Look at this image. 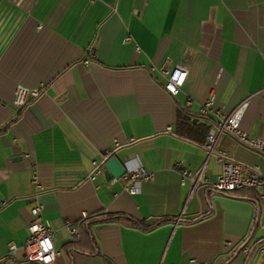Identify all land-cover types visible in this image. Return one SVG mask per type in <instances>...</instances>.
<instances>
[{
  "label": "crops",
  "instance_id": "crops-1",
  "mask_svg": "<svg viewBox=\"0 0 264 264\" xmlns=\"http://www.w3.org/2000/svg\"><path fill=\"white\" fill-rule=\"evenodd\" d=\"M166 59L187 70L175 95L163 88ZM16 85L43 90L16 108ZM242 104L240 127L264 138V0H0V264H27L35 203L54 231L51 264H264L256 191L199 185L186 202L173 168L195 171L206 157L176 133L178 112L209 129ZM218 145L264 177V155L229 136ZM110 156L153 178L133 194L104 165L91 179ZM220 169L210 156L206 177Z\"/></svg>",
  "mask_w": 264,
  "mask_h": 264
},
{
  "label": "built area",
  "instance_id": "built-area-1",
  "mask_svg": "<svg viewBox=\"0 0 264 264\" xmlns=\"http://www.w3.org/2000/svg\"><path fill=\"white\" fill-rule=\"evenodd\" d=\"M124 41L130 42L131 37L125 36ZM138 49V46H135ZM87 63L88 60L83 61ZM169 60L166 59L163 66L160 68V73L165 77L163 84L164 90L170 94L175 95L180 90L186 79L187 70L181 65L174 66L171 70L168 67ZM43 90L42 86L25 87L16 85L13 93L12 104L16 108L22 107L28 96L36 97ZM213 94L211 93L206 104L200 108L201 114H206L208 106L212 104ZM242 106H239L227 115H221L213 122L205 136L201 147L204 149L206 157L205 161L195 171H191L176 162L173 166L174 170L179 174L180 184L187 187L186 202L189 200L194 189L199 185H206L210 189L221 193H227L239 189H252L257 193V200L264 202V177L260 174L258 167L253 166L246 168L242 163L233 160L228 156L225 150L219 147L218 143L221 137L229 136L239 144H242L252 150L264 155V138L252 137L248 135L240 127V118ZM169 129V127H168ZM110 154V151L106 152ZM210 156H214L216 161L220 164V172L213 180H209L205 175V164ZM103 170V164H94L89 177L93 179ZM153 178L152 172H144L139 168H131L121 177L125 182V189L129 193H135L136 184L142 180H151ZM116 179V178H115ZM32 182L37 189H41L40 184L37 183L35 172L32 174ZM32 220L27 223V237L22 245L23 258L27 264H51L56 259L59 252L55 250L53 244L54 231L50 228L47 221L42 219V207L35 203L30 209ZM71 234H77L75 228H70ZM17 246L10 243L8 246V253H14ZM247 251V249L245 250ZM259 255L264 254V245L257 246ZM51 257V260L48 258ZM185 264H212L211 262H201L196 258L191 257Z\"/></svg>",
  "mask_w": 264,
  "mask_h": 264
},
{
  "label": "trees",
  "instance_id": "trees-1",
  "mask_svg": "<svg viewBox=\"0 0 264 264\" xmlns=\"http://www.w3.org/2000/svg\"><path fill=\"white\" fill-rule=\"evenodd\" d=\"M207 131H208V126L203 124H196L193 121H190L189 117L185 113L181 111L178 112L176 119V133L178 135L196 141L198 144L201 145L204 141ZM223 194L233 198H240V199L251 198V196H249L245 192V189L234 190ZM118 217L119 216H115L111 214H103L99 216L97 219L100 220L117 219ZM133 221L140 227H144L146 225L144 221H136V220ZM262 241L263 239L260 240V242H258V245ZM66 248L67 250L75 249L77 248V243L76 242L69 243L68 245H66Z\"/></svg>",
  "mask_w": 264,
  "mask_h": 264
},
{
  "label": "water",
  "instance_id": "water-1",
  "mask_svg": "<svg viewBox=\"0 0 264 264\" xmlns=\"http://www.w3.org/2000/svg\"><path fill=\"white\" fill-rule=\"evenodd\" d=\"M103 165V173L108 179H111V177L119 179L126 173L125 165L121 163L115 156L106 158L103 162Z\"/></svg>",
  "mask_w": 264,
  "mask_h": 264
},
{
  "label": "clouds",
  "instance_id": "clouds-1",
  "mask_svg": "<svg viewBox=\"0 0 264 264\" xmlns=\"http://www.w3.org/2000/svg\"><path fill=\"white\" fill-rule=\"evenodd\" d=\"M51 259H52L51 257L48 258V260H51ZM46 264H47V262H46Z\"/></svg>",
  "mask_w": 264,
  "mask_h": 264
}]
</instances>
